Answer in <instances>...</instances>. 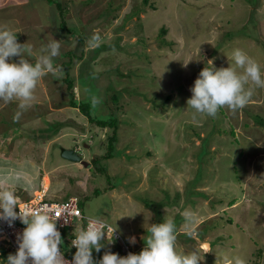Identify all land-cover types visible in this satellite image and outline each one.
I'll return each mask as SVG.
<instances>
[{
  "label": "rangeland",
  "instance_id": "rangeland-1",
  "mask_svg": "<svg viewBox=\"0 0 264 264\" xmlns=\"http://www.w3.org/2000/svg\"><path fill=\"white\" fill-rule=\"evenodd\" d=\"M56 1L61 15L47 0H0V28L36 51L52 37L61 40L55 63L67 62L62 79L49 74L38 82L33 107L18 122L17 104L0 101V164L31 161L39 169L36 190L16 189L18 203L39 188L56 201L72 193L87 215L106 220L125 241L135 234L137 254L150 225L171 218L178 253L197 250L203 257L211 246L202 264L237 256L264 264V89L242 110L221 109L216 118L194 119L186 103L209 60L216 69L234 66V49L264 75V0ZM94 32L102 42L89 49ZM91 95L102 99L95 109ZM83 99L93 116L117 120L112 158L105 154L114 127L83 113ZM62 147L88 164L65 159ZM186 210L196 215L198 240L185 235ZM115 246L93 250L94 259Z\"/></svg>",
  "mask_w": 264,
  "mask_h": 264
},
{
  "label": "clouds",
  "instance_id": "clouds-1",
  "mask_svg": "<svg viewBox=\"0 0 264 264\" xmlns=\"http://www.w3.org/2000/svg\"><path fill=\"white\" fill-rule=\"evenodd\" d=\"M101 42L100 35L94 32L86 45L94 49ZM61 46V40L52 37L36 51L27 42H18L17 33L0 28V101L17 104L14 122H18L22 114L33 107L34 93L42 78L51 74L57 80L62 79L63 68L55 63L61 54ZM230 59L234 66L229 64V67L219 69L214 68L209 60L211 67H204L195 79L190 89L192 95L186 101L187 108L193 111L194 119L197 116L216 118L221 109L235 114L248 105L256 89H264V75L254 59L239 48L233 50ZM188 63H183V66L187 67ZM89 101L93 109L102 103V99L96 95H91ZM80 162L88 164L83 157ZM38 176L39 169L31 161L15 166L0 164V221L9 227H13L17 221L23 227L22 232L16 236L18 247L14 254L5 251L4 242L0 239V264H202L204 255L212 252L211 246H208L203 257L197 250L178 253L177 225L171 218L150 225L147 234L142 237L145 246L137 254L132 246L137 242L135 236L125 241L117 228H113L106 220L91 218L85 213L78 196L71 195L62 201L50 200L45 187L39 188L42 191L34 198L18 203L16 189L33 192L38 187ZM43 194L44 200L50 203L77 199L82 214L88 216L85 217L89 221L87 226L85 220L80 218L74 225L64 227L60 233L57 227L59 215L53 219L46 209L20 208L24 203L35 202ZM183 220L186 225L185 235L189 239L198 240L195 213L186 210ZM77 225L78 230L73 232L72 228ZM105 240L108 242L104 243ZM122 240L130 247L131 252L126 256ZM66 242L68 246H65ZM113 242L116 247H120L118 253L105 250L100 259H94L93 250L100 253L106 249L107 244ZM61 248L69 256L73 255L71 261L64 258ZM227 264L246 262L237 256Z\"/></svg>",
  "mask_w": 264,
  "mask_h": 264
},
{
  "label": "built area",
  "instance_id": "built-area-1",
  "mask_svg": "<svg viewBox=\"0 0 264 264\" xmlns=\"http://www.w3.org/2000/svg\"><path fill=\"white\" fill-rule=\"evenodd\" d=\"M20 208L22 210L25 208L28 209L43 208L46 209L52 215L53 219H55L56 216L59 215L57 219V227L60 233L64 227L74 225V223H76V221L79 220L80 218H83L85 220V227L89 222L87 219H85V217L88 216L82 214L77 199H71L69 201L60 202V203H50L44 200V194H43L35 202L24 203ZM100 221L106 224L105 221L103 220ZM22 230L23 227L21 225H18L17 221L14 223L13 227H9L4 222L3 224L0 225V238L2 239V242H4L5 251L8 252L9 254L10 253L14 254L16 252L18 247L16 243V236L18 233L22 232ZM115 236L118 237L119 235L116 233ZM122 242H123V249L126 251L125 252L126 254L124 256H126L129 252H131L130 247L123 240ZM61 251L63 252L64 258L66 260L68 261L72 260L73 255L69 256V254H66L65 251L62 250V248Z\"/></svg>",
  "mask_w": 264,
  "mask_h": 264
},
{
  "label": "trees",
  "instance_id": "trees-1",
  "mask_svg": "<svg viewBox=\"0 0 264 264\" xmlns=\"http://www.w3.org/2000/svg\"><path fill=\"white\" fill-rule=\"evenodd\" d=\"M47 1L49 3H51L54 8L57 9L58 15L59 14L60 15L62 14L63 9H62V6L61 5L63 3L57 2L56 0H47ZM61 30H64V29H61ZM70 53H72V51H70ZM66 63H63L62 66H64ZM67 70H68V67L65 69V71H67ZM67 73H68V71H67ZM74 80L75 79L74 78H71V76L68 74V78L65 81L68 83V86L69 87H74V85H75ZM76 104H77V101H74L73 102V105L76 106ZM79 104H80L81 109L83 110V113H85L86 115H88L90 117V119H92V121L96 122L97 124H99L101 126H109L110 125L111 127H114V133L112 135H109V141H108L109 151L105 154V158H107V159L112 158L114 156L113 154H114L115 151L114 150H111V149H113V147H114L113 146V142L117 139V120L114 119V118L101 119V118H97L96 116H93V114L90 112V108H89L90 105H89V103L85 99H83L82 101H80ZM63 149H65V147H62V150ZM101 158H104V157H101ZM98 159H99V161L101 160L100 158H98ZM98 159L97 158L93 159V162H97ZM67 160H69V159H67ZM105 169L104 168H101V170H103V171ZM71 195H72V193H68L63 198V200L68 199L69 196H71ZM80 204L82 205V202L81 201H80Z\"/></svg>",
  "mask_w": 264,
  "mask_h": 264
},
{
  "label": "water",
  "instance_id": "water-1",
  "mask_svg": "<svg viewBox=\"0 0 264 264\" xmlns=\"http://www.w3.org/2000/svg\"><path fill=\"white\" fill-rule=\"evenodd\" d=\"M62 155L64 158L71 161L80 162L82 160V156L77 151H75V149L65 148L62 150Z\"/></svg>",
  "mask_w": 264,
  "mask_h": 264
},
{
  "label": "crops",
  "instance_id": "crops-1",
  "mask_svg": "<svg viewBox=\"0 0 264 264\" xmlns=\"http://www.w3.org/2000/svg\"><path fill=\"white\" fill-rule=\"evenodd\" d=\"M15 7H17V4H15ZM30 13H32V14H37V13H38V8H36L35 10L30 11ZM32 24L36 27V23H32ZM38 29H40V26L38 27ZM36 35L41 36L40 34H35V32H34V33L31 35V38H32V40L35 41L36 43H39V42H38V39L36 38ZM130 236H135V234L132 233ZM136 239L138 240L137 237H136ZM112 251H113L114 253H118V252L120 251V247H116V246H115V248L112 249Z\"/></svg>",
  "mask_w": 264,
  "mask_h": 264
}]
</instances>
